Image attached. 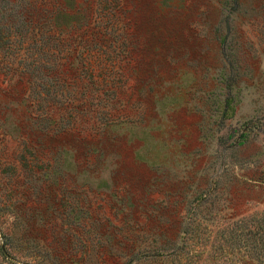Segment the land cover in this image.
<instances>
[{
  "label": "rangeland",
  "instance_id": "374dc122",
  "mask_svg": "<svg viewBox=\"0 0 264 264\" xmlns=\"http://www.w3.org/2000/svg\"><path fill=\"white\" fill-rule=\"evenodd\" d=\"M81 4L89 28L122 35L107 112L123 121L21 120L43 163L72 155L53 185L15 166L20 143L0 136V264H264V0H76L71 13ZM28 88L0 82V118Z\"/></svg>",
  "mask_w": 264,
  "mask_h": 264
},
{
  "label": "trees",
  "instance_id": "16d2710c",
  "mask_svg": "<svg viewBox=\"0 0 264 264\" xmlns=\"http://www.w3.org/2000/svg\"><path fill=\"white\" fill-rule=\"evenodd\" d=\"M47 1L0 0V75L3 76L0 82L16 85L24 79L29 87L21 99L6 103L0 118V136L19 141L15 166L28 170L32 176L36 169H45L48 175L41 182L53 185L57 181L55 175L66 171L72 163V155L64 153L53 164L43 163L31 139H19L22 130L19 122L23 120L43 132L77 127L95 131L116 129L123 121L122 108H115V113L107 110L117 101L114 93L120 89L117 80L124 60L123 41L119 39L122 35L111 41L107 28H89L83 4L71 13L76 0H56L51 9ZM36 2L45 6L42 9L45 16L38 17L35 10L16 15L21 4ZM113 17L109 12H101L107 25L112 24ZM3 20L8 21L2 23ZM81 34L84 38L79 37ZM110 48L116 53L115 59L104 57L103 52H109ZM23 109L24 117L20 113ZM37 162L42 163L40 168L36 167ZM50 172L54 175L46 181ZM33 181L36 180L32 178ZM80 182L81 186L93 187L88 179Z\"/></svg>",
  "mask_w": 264,
  "mask_h": 264
}]
</instances>
